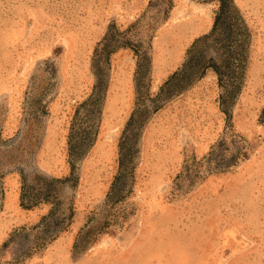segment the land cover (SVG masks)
<instances>
[{
    "label": "rangeland",
    "instance_id": "374dc122",
    "mask_svg": "<svg viewBox=\"0 0 264 264\" xmlns=\"http://www.w3.org/2000/svg\"><path fill=\"white\" fill-rule=\"evenodd\" d=\"M233 1L250 39L225 111L212 68L160 94L218 0H0V264H264V0ZM110 30L148 52L144 98L137 53L117 50L95 143L72 172L70 133ZM127 126L125 197L111 203Z\"/></svg>",
    "mask_w": 264,
    "mask_h": 264
},
{
    "label": "trees",
    "instance_id": "16d2710c",
    "mask_svg": "<svg viewBox=\"0 0 264 264\" xmlns=\"http://www.w3.org/2000/svg\"><path fill=\"white\" fill-rule=\"evenodd\" d=\"M218 1L219 10L211 32L197 39L188 49L183 66L165 82L160 94L169 91L172 94L182 92L196 80L201 79L207 70L212 68L218 74L219 82L224 89L221 105L226 111L229 100L237 98L241 92L248 62L250 33L234 1ZM116 36L111 30L108 31L95 52L93 68L97 82L94 85L92 95L77 111V121L80 120V126H72L70 133L69 161L72 166V172L76 167V163L83 159L95 143L98 127L96 125L99 123L98 119L102 114V105L108 91L109 77L105 75V72L107 71L111 55L117 50L132 48L137 53L136 87L139 98H144L145 77L151 69V60L148 52H141L140 46L132 44L129 40L121 38L117 41ZM211 48L213 52H211ZM262 120L264 121V110L262 112ZM130 128V126L126 127L125 136L121 142L120 167L122 170H120V174L108 194V200L111 203L118 202L125 197L122 194L121 184L123 185L124 177L127 175L126 161L130 160V154H132V145L129 144V141L131 142L129 138ZM75 178L76 174L74 173L66 181L73 180L75 184ZM62 182V180L57 179L47 180L44 193L45 199L55 196V194L51 193V188ZM31 188L27 179H24L21 199L25 208H30L34 205L31 200Z\"/></svg>",
    "mask_w": 264,
    "mask_h": 264
}]
</instances>
